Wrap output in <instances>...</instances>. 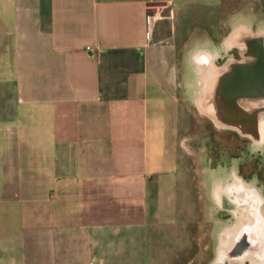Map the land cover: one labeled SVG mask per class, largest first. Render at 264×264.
<instances>
[{"label":"crops","instance_id":"obj_1","mask_svg":"<svg viewBox=\"0 0 264 264\" xmlns=\"http://www.w3.org/2000/svg\"><path fill=\"white\" fill-rule=\"evenodd\" d=\"M221 1L0 0V264H166L181 251L175 92L202 87L201 60L221 49L175 29Z\"/></svg>","mask_w":264,"mask_h":264},{"label":"rangeland","instance_id":"obj_2","mask_svg":"<svg viewBox=\"0 0 264 264\" xmlns=\"http://www.w3.org/2000/svg\"><path fill=\"white\" fill-rule=\"evenodd\" d=\"M180 24L183 27L177 23L175 35L181 43L199 36L219 40L221 59L219 65L208 59L202 87H176L185 125L178 131L175 149L187 169L182 172L187 187L182 188L177 205L187 241L166 264H258L257 257L264 258V253L235 257L231 247L236 234L264 245V115L257 144L234 129L218 127L198 105L202 102L218 117L222 115L227 82L237 66L251 62L245 58L253 55L254 41L264 39V0H222L218 9L184 14ZM208 45L211 49L215 44ZM228 63H236L231 77L219 72ZM161 202L165 212L164 197ZM226 245L231 246L228 251Z\"/></svg>","mask_w":264,"mask_h":264},{"label":"bare ground","instance_id":"obj_3","mask_svg":"<svg viewBox=\"0 0 264 264\" xmlns=\"http://www.w3.org/2000/svg\"><path fill=\"white\" fill-rule=\"evenodd\" d=\"M257 39L256 41H254V43H256L258 47H264V39ZM253 58V55L250 54L245 58V61L252 62L254 60ZM201 63L203 66H206L207 69V66L209 64L208 59H202ZM234 65H236V63H228L225 66L226 68H221L219 72L226 73L227 75L229 74V77H231L234 74ZM214 71L217 72L215 68ZM227 87L228 82L226 84V89ZM226 89L225 95L228 94ZM221 102L223 103V107H221L222 113H220L222 115H219V117L216 115V113L210 111L205 106H203V104H201L202 102L199 103L198 108L202 114L208 115L217 124L218 127L234 129L238 131L241 135L248 137L254 140L257 144H259V137L257 134L259 133L263 122L262 116L264 115V97L235 94L223 97ZM246 236L245 234H236V241L232 243L233 245L231 247L230 240L232 239H230L228 241L230 245H226L225 251H228V249L231 247V252L233 253L232 255L235 257H240V255L243 254L245 250L249 251L256 249V254L260 253V250L262 249V243L259 244L258 241L252 242L253 239L247 238ZM250 258L251 257L249 256V259ZM259 261H264V258H258V262ZM258 264L264 263L259 262Z\"/></svg>","mask_w":264,"mask_h":264},{"label":"water","instance_id":"obj_4","mask_svg":"<svg viewBox=\"0 0 264 264\" xmlns=\"http://www.w3.org/2000/svg\"><path fill=\"white\" fill-rule=\"evenodd\" d=\"M254 60L236 67L235 74L229 80L227 95H252L264 97V47L254 43Z\"/></svg>","mask_w":264,"mask_h":264},{"label":"built area","instance_id":"obj_5","mask_svg":"<svg viewBox=\"0 0 264 264\" xmlns=\"http://www.w3.org/2000/svg\"><path fill=\"white\" fill-rule=\"evenodd\" d=\"M160 16V11L156 10L153 13H148L146 16V21H147V25H148V29H147V37L151 38L152 36V26L154 24V22L158 19V17ZM88 51H90L91 53H93L94 51L89 47L87 48Z\"/></svg>","mask_w":264,"mask_h":264},{"label":"flooded vegetation","instance_id":"obj_6","mask_svg":"<svg viewBox=\"0 0 264 264\" xmlns=\"http://www.w3.org/2000/svg\"><path fill=\"white\" fill-rule=\"evenodd\" d=\"M221 59V57H219L218 59H216L214 62L217 64V65H219V60ZM195 102V101H194ZM191 103H193V102H191ZM194 106H195V108H197L196 107V102L194 103ZM205 115V114H204ZM206 116H208V115H206ZM209 117V116H208ZM252 242H254V240L252 241ZM256 242V241H255ZM258 243H259V241H258ZM260 244V243H259ZM256 248V247H255ZM246 251H248V250H245V252ZM251 251H253V252H251ZM248 252H251V253H254V254H256L257 252H256V249H254V250H249ZM262 253H264V245L262 244V249L260 250V255L262 254ZM261 257H262V255H261ZM261 257H257V258H261ZM259 262H263L264 263V261H259Z\"/></svg>","mask_w":264,"mask_h":264}]
</instances>
